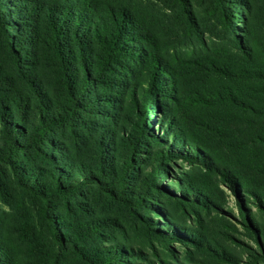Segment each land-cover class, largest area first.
Returning <instances> with one entry per match:
<instances>
[{"label":"rangeland","instance_id":"obj_1","mask_svg":"<svg viewBox=\"0 0 264 264\" xmlns=\"http://www.w3.org/2000/svg\"><path fill=\"white\" fill-rule=\"evenodd\" d=\"M29 1L39 2L0 0L4 19L14 25V30L7 29L13 40L28 29L16 19L18 14L23 15ZM112 1L153 24L164 47L177 56L209 55L228 46L229 35L215 0H187L191 30L187 29L184 10L173 0ZM236 1V8H226L234 27H244L243 17L245 25L255 26L256 30L262 28L264 35V0ZM37 33V45L24 52L19 66L8 57L0 41V107H8L11 118L17 111L26 112L27 129L37 125L38 117L46 116L62 121L63 125L50 133L49 148L47 144L39 152L29 148L25 155L14 156L6 163L0 161V264H50L51 259H56L57 264H104L98 252L113 247L140 251L138 257L116 259L115 264H145L144 259L157 262L160 257H172L171 264H264V209L243 200L247 203L245 212L251 213L250 220L245 222L237 198L221 183L220 177L187 164L179 156L168 159L165 165L168 177L161 173L153 182L150 154L156 145L151 142H156L154 136L162 135L156 125L158 114L153 112L148 117L146 129L150 135L148 140L141 141L142 145L133 131L138 110L124 108L122 89L110 94L113 109L79 107L72 114L47 38L38 30ZM94 89L88 98L98 91L97 87ZM18 100L28 104L17 110ZM11 121L21 128L16 118ZM3 126L0 121V153L7 151L1 134ZM159 140L162 147L170 145L177 154L185 155L184 148L174 146L167 136ZM100 141L107 157L113 160L104 164V177L96 176ZM132 146L137 148L133 156L136 166L130 179L121 184L118 165L131 154ZM43 153L50 159L45 161ZM49 160L66 174L60 179L62 187L81 182V173L94 181L74 197L56 198L51 192L54 180L49 177L52 168ZM249 174V171L242 173ZM188 180L207 189V194L197 192L208 202L205 208L198 202H193L191 208L177 204L181 194L178 184ZM234 187L241 196L245 195L241 184L236 182ZM29 188L51 196L46 198ZM260 188L264 190V181ZM51 220L55 221L56 233L64 239H78L75 248L71 243L63 248L56 246L49 228ZM167 224L181 229L185 239L192 235L196 241L207 243L209 255L196 249L195 244L165 233ZM216 251L219 257L214 255Z\"/></svg>","mask_w":264,"mask_h":264},{"label":"trees","instance_id":"obj_2","mask_svg":"<svg viewBox=\"0 0 264 264\" xmlns=\"http://www.w3.org/2000/svg\"><path fill=\"white\" fill-rule=\"evenodd\" d=\"M173 1L184 10L187 29L191 30L187 0ZM215 3L229 38L227 47L209 55L181 57L169 52L153 24L128 7L115 5L112 0L29 1L23 15L18 14L16 19L28 29L15 40L7 33L14 25L4 19L0 6V41L8 57L19 66L24 52L37 45V30L47 38L72 114L79 107L84 110H97L100 106L113 109L110 94H117L122 89L124 108L138 110L133 131L141 145V141L148 140L150 135L146 129L148 117L153 112L158 114L156 125L163 136H154L156 142H151L156 145L150 154L153 161L151 180H157L161 173L167 178L169 173L165 171V165L168 159L179 156L189 165L216 173L237 198L240 215L247 222L251 215L245 212L247 203L264 209V190L260 188L264 181V35L262 28L256 30L255 26L245 25L243 17L244 27H234L226 8H236V0H215ZM238 31L240 35H237ZM95 87L98 91L88 98ZM24 102L21 104L18 100L16 109L28 104ZM9 110L6 106L0 107V121L4 123L1 134L7 149L0 153V161L4 163L14 156L25 155L29 148L38 152L45 144L49 148L50 133L63 125L62 121L46 116L38 117L37 125L27 129L26 112L20 114L17 111L18 114L11 118ZM14 118L21 128L12 124ZM25 129L28 130L26 134ZM164 136L174 146L183 147L185 155L177 154L170 145L166 146L169 148L162 147L159 139ZM18 140L23 143L19 145ZM102 144L100 141L97 145L98 177L105 176L104 164L113 163ZM136 149L132 146L131 154L123 157L118 165L121 184L130 179L136 166L133 161ZM43 156L45 161L50 159L44 153ZM56 166L52 163L49 170V177L54 180L51 192L56 198L74 197L94 181L84 178L81 173V182L62 187L60 179L66 174ZM248 171L249 175H242ZM236 182L244 188V196L234 187ZM178 186L181 194L177 204L191 208L193 202H198L206 207L208 202L197 193L207 194L203 185L188 180ZM29 190L46 198L51 196L33 188ZM49 225L58 248L68 243L74 247L79 243L76 238L64 239L56 233L54 220ZM167 226L165 233L179 236L180 241L195 244L196 249L209 255L207 243L196 241L190 234L185 239L181 229ZM247 227L255 233L250 225ZM217 252L214 255L219 257ZM98 255L104 264H115L116 259L138 257L140 251L132 247L126 250L113 247L101 249ZM160 258L157 262L144 259L145 264L174 262L172 257ZM50 264H57V260L51 259Z\"/></svg>","mask_w":264,"mask_h":264}]
</instances>
